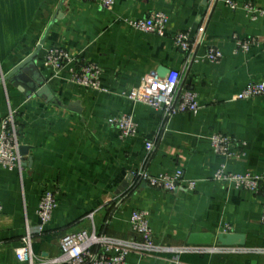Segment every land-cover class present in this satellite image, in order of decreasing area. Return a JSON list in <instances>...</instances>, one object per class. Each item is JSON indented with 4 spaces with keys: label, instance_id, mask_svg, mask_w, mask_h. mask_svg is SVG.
Returning <instances> with one entry per match:
<instances>
[{
    "label": "crops",
    "instance_id": "0c3cea01",
    "mask_svg": "<svg viewBox=\"0 0 264 264\" xmlns=\"http://www.w3.org/2000/svg\"><path fill=\"white\" fill-rule=\"evenodd\" d=\"M229 0H116L112 9L78 0H0V126L15 113L20 146L29 147L27 167H0V264H22L16 252L27 228L36 230L37 210L47 190L57 192L58 207L33 250L40 261L61 253L67 234L87 231L122 240L135 237L130 217L148 212L155 241L163 253H132L129 264H264V186L251 193L214 180L221 165L238 174L264 175V96L235 100L247 83L264 82V16L257 21ZM253 2L264 11V0ZM154 12L169 17L165 37L135 31L127 18ZM60 13L38 56V71L53 98L27 94L2 82L18 63L32 56ZM188 33L191 53L174 38ZM257 42L248 53H236L233 36ZM60 48L102 69L107 92L77 86L68 69L45 65L47 53ZM211 48L223 54L219 63L204 57ZM177 71L182 88L194 91L200 113L166 118L126 96L159 68ZM132 115L135 137L123 139L109 119ZM223 133L247 144L246 157L225 162L209 137ZM154 144L148 153L146 144ZM31 160V161H30ZM153 176L182 171L181 188L168 192L139 181L119 193L132 173ZM189 181H196L194 190ZM193 233L244 235L247 250L190 252Z\"/></svg>",
    "mask_w": 264,
    "mask_h": 264
},
{
    "label": "built area",
    "instance_id": "2783aa9c",
    "mask_svg": "<svg viewBox=\"0 0 264 264\" xmlns=\"http://www.w3.org/2000/svg\"><path fill=\"white\" fill-rule=\"evenodd\" d=\"M80 3H99L106 9H112L116 0H78ZM228 6L232 10L243 9L251 17L252 21H257L264 16V11L257 8L253 2L243 5L229 0ZM124 23L129 28L165 37L169 24V17L163 12H154L147 18L131 19L127 18ZM236 43V53H248L253 46L257 45L254 39H242L238 35L233 36ZM176 46L184 53L190 54L191 44L188 33L180 32L174 38ZM223 54L216 48H211L204 57L212 63H219ZM45 65L57 72L68 69L70 80L85 89L107 92L101 83L102 69L95 63L82 60L73 56L60 48H52L46 56ZM182 77L177 71H172L165 78L158 74L146 76L139 87L132 89L126 96L134 103L147 105L164 113L166 118H171L180 114H192L197 116L201 106L198 95L191 90L182 88ZM264 96V82L251 81L235 97L237 101H245L256 97ZM109 124L116 127L123 139L135 137L138 133V124L135 118L129 114L110 118ZM211 147L216 155L224 159L225 162L246 157L247 144L234 139L223 133H214L209 137ZM19 137L16 117L14 112L2 122L0 126V167L8 171L21 170L23 167L22 157L19 152ZM148 153L154 149V144H146ZM133 181H139L151 188L174 192L180 189L183 182L182 171H177L174 175L163 174L153 176L141 169L132 173ZM214 180L221 183L233 185L237 189L257 193L264 186V175L252 173L238 174L227 171L226 164L220 166L214 176ZM196 181H189L188 188L194 190ZM58 207L57 192L47 190L41 198L37 215L40 223L36 230L27 228L25 236L22 238V246L17 250L16 256L22 264H129L128 258L132 253L155 254L163 253L165 249L155 241L154 233L150 225L149 214L143 210H135L130 217L131 230L135 237L122 240L106 235H98L82 231L65 235L61 240V253L58 257L49 261H40L34 254L33 246L37 238L46 233L47 226L51 223L54 211ZM3 207L0 203V213ZM262 223L264 224V208L262 213ZM190 252L207 253L219 250L222 253H243L247 250L240 247H223L218 249L210 248H189Z\"/></svg>",
    "mask_w": 264,
    "mask_h": 264
},
{
    "label": "water",
    "instance_id": "95a60500",
    "mask_svg": "<svg viewBox=\"0 0 264 264\" xmlns=\"http://www.w3.org/2000/svg\"><path fill=\"white\" fill-rule=\"evenodd\" d=\"M66 0H63V3L60 7L62 9L63 5L65 4ZM61 18L60 13L55 17L49 28L47 29L43 39L40 41L37 51L24 61L18 63L12 71L8 73L3 78L2 82L11 83L16 87H22L27 94H37V95H47L50 98H53L49 92V88L45 86V79L42 78L38 71V56L42 51L43 46L46 43L47 36L52 29L53 25L55 24L56 20ZM172 71L169 69H165L163 67L159 68L157 74L161 78H165L168 76ZM29 147L20 146L19 152L20 156L22 157L23 167H27L29 163H27L26 157L28 155ZM31 161V160H30ZM133 181V176L130 175L129 178L124 182L123 187L119 191V193L128 189ZM223 246V247H236L246 246V237L244 235H237V234H226L222 233L219 235H214L212 233H193L190 235L188 240L189 246L195 247H202L207 246L211 247L214 245V241Z\"/></svg>",
    "mask_w": 264,
    "mask_h": 264
}]
</instances>
